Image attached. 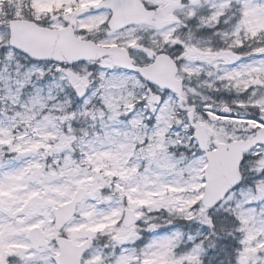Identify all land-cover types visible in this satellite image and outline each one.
<instances>
[{
    "label": "snow or ice",
    "instance_id": "snow-or-ice-1",
    "mask_svg": "<svg viewBox=\"0 0 264 264\" xmlns=\"http://www.w3.org/2000/svg\"><path fill=\"white\" fill-rule=\"evenodd\" d=\"M0 264H264V0H0Z\"/></svg>",
    "mask_w": 264,
    "mask_h": 264
}]
</instances>
